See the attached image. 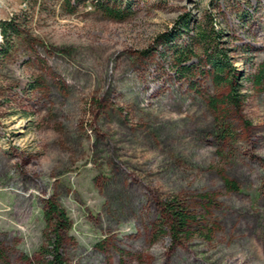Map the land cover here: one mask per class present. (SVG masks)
<instances>
[{
  "label": "rangeland",
  "instance_id": "rangeland-1",
  "mask_svg": "<svg viewBox=\"0 0 264 264\" xmlns=\"http://www.w3.org/2000/svg\"><path fill=\"white\" fill-rule=\"evenodd\" d=\"M94 1L0 0L20 31L0 56V264H47L48 199L67 264H264V0H104L123 19ZM172 196L197 217L176 242Z\"/></svg>",
  "mask_w": 264,
  "mask_h": 264
},
{
  "label": "trees",
  "instance_id": "trees-1",
  "mask_svg": "<svg viewBox=\"0 0 264 264\" xmlns=\"http://www.w3.org/2000/svg\"><path fill=\"white\" fill-rule=\"evenodd\" d=\"M74 1L75 4L71 5V0H64L69 12H73L76 5L85 3L88 0ZM108 2H105L104 0H96L94 1V5L101 7L103 12L109 17L123 19L124 16L122 10L114 6L112 7V5H115L117 2L115 0H110V2L113 3L112 5H109ZM120 4L122 3L120 2ZM125 4L128 7L129 2L127 1ZM210 20V17H207L206 22L204 23L205 27H201V25L197 26L195 29L198 42L202 45L207 43L209 40L208 38H210L211 35L212 37L215 36L213 34L215 31ZM183 26L188 27V20L184 21ZM19 32V25L16 21V17L0 21V33L3 39L0 43V56L6 55L12 49L14 39L19 36ZM172 37H170L171 40ZM169 40L165 39V41ZM208 61L215 69V80L218 83H222L226 80V83L230 86V92L227 95V100L230 105L235 106L238 101L239 93L238 89L234 87L229 77L226 78L225 76V73L228 71V64L225 57H221L219 54H214L209 57ZM186 68L189 69L188 67ZM186 68H184V70L187 71ZM211 103L214 106L215 101H212ZM234 135V132H228L221 134V137L233 138ZM224 182L231 189H236L235 183L229 179L225 178ZM160 206L162 209V221L159 224V232L161 233L165 231L168 233L171 241L173 242L179 241L183 236L188 237L191 234V229L197 220L196 215L190 210L189 206H187L184 201L177 196L164 199L160 202ZM43 218L48 233L45 235L46 245L41 247V251H43L45 255L49 256L46 260L47 264H67L62 253V244L64 241V234L70 229L71 224L65 210L52 199H48L43 209ZM4 264L8 263L4 262Z\"/></svg>",
  "mask_w": 264,
  "mask_h": 264
}]
</instances>
